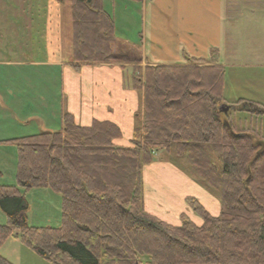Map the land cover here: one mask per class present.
Instances as JSON below:
<instances>
[{"label": "trees", "instance_id": "trees-1", "mask_svg": "<svg viewBox=\"0 0 264 264\" xmlns=\"http://www.w3.org/2000/svg\"><path fill=\"white\" fill-rule=\"evenodd\" d=\"M70 3L73 70L133 65L128 81L143 93L141 126L121 147L114 124L82 127L64 113L59 132L6 141L17 153L16 184L0 186V244L18 238L50 264H264V106L239 99L234 112L220 111L222 66L142 69L140 53L113 50L114 21L102 0ZM155 151L183 159L195 182L216 192L217 217L193 198L185 204L200 226L144 212L141 172ZM34 189L61 196L59 228L28 226L25 193ZM0 264L11 263L0 256Z\"/></svg>", "mask_w": 264, "mask_h": 264}, {"label": "crops", "instance_id": "crops-1", "mask_svg": "<svg viewBox=\"0 0 264 264\" xmlns=\"http://www.w3.org/2000/svg\"><path fill=\"white\" fill-rule=\"evenodd\" d=\"M107 1L102 0L103 9ZM130 1L141 7L140 68L181 66L190 62H210L208 64L212 65L215 62L223 68L245 69V64L225 63L226 56L231 53L229 29L232 24L240 26L243 19L257 18V10H250L248 15L244 14L245 18L237 8L239 0ZM252 2L264 13V0ZM8 4L10 9H15V23L21 30L31 29V33L37 35L44 54L37 59L18 61L0 58V151L14 155L10 152L13 150H8L14 146L6 141L61 131L63 113L71 115L75 124L82 127H88L94 121L112 123L121 133L114 144L131 146L134 131L141 126L143 105L142 91L134 90L128 81L132 73L127 70L131 67L100 64L81 65L78 72L73 70L71 3L70 22L62 11L63 0H10ZM33 8L41 12L36 20L29 19V11ZM111 17L116 35L117 20L113 14ZM236 53L239 54L238 48ZM251 57L257 59V55ZM247 67L259 68L261 65ZM23 72L35 74H30L36 84L33 105L28 103L26 106L24 100ZM46 102L51 103L52 110L48 114ZM8 112L12 116H8ZM28 130L35 133L29 134ZM166 156L162 151H155L153 162L142 170L145 211L172 226L181 224V216L200 226L202 221L185 204V199L193 198L211 216L217 217L220 212L218 200L179 172L172 162L168 163L164 159ZM12 161L16 168L17 157ZM14 172L16 174V169Z\"/></svg>", "mask_w": 264, "mask_h": 264}, {"label": "rangeland", "instance_id": "rangeland-1", "mask_svg": "<svg viewBox=\"0 0 264 264\" xmlns=\"http://www.w3.org/2000/svg\"><path fill=\"white\" fill-rule=\"evenodd\" d=\"M9 1L10 0H0V49L2 50L0 51V58L2 56L14 61L23 60L22 58L37 59L39 55L44 54L43 45L37 42L38 37L34 33V30V34L31 33V29H27L26 31L21 30L17 23H15V9H10V7H8L10 5L8 4ZM12 1L15 2L16 0ZM63 1L62 11L63 14L66 15V19L70 22V0ZM253 5L252 0H239L237 8H239L243 16L246 18L247 16L245 15H248L250 10L255 9V11H258V13H256L257 18L252 21L247 18L246 20L243 19L240 26L232 24L233 27L229 29V39L231 41L229 42V50L233 53L226 56L225 63L227 65L245 64L246 67L242 71L232 70V67L224 68V87H226V89L224 88L223 91L224 101L220 104V111L225 108H227L226 111L228 113L235 110L234 103L239 99H245L264 106V13L260 12L261 9H259L258 6L254 5L253 7ZM104 9L109 15L113 14V17L117 20L115 35L116 45L113 47L115 48L113 50L115 52L128 51L130 56L131 54H141V7L130 0H108ZM29 15L30 20H36L37 17L41 16V12L38 13L37 8H33L31 12L29 11ZM66 34V41H68L69 33L66 31ZM236 44H239L238 47ZM237 48L239 54L236 53ZM251 55H257V59L256 57H251ZM208 63L210 62H202L200 66H208ZM252 64H258L261 65V67H247ZM123 66H127L128 68L131 67L130 71L127 70V72H133V65L126 64ZM26 73L27 72H23L24 78L22 79H24V89L22 91L24 92V100L27 103L26 106H28V103L32 105L35 103L36 84L34 83L35 79L32 80V77H30V74L34 73L28 75H26ZM46 103L48 106L46 107L45 105V112L48 114V112L52 110L50 107L51 103ZM7 114L8 116H12L10 112ZM28 133L35 132L28 130ZM9 148L8 150H13L10 152H14V155L0 151V185L15 186L16 174L14 171L16 168H14L12 160H14V157L16 159L17 153L15 147ZM4 150L7 149L5 148ZM3 156L5 158H3ZM164 159L166 161L168 160V163L172 162V165L186 177L191 178L192 181H196L183 159H177L172 154H167ZM209 194L215 199L217 198L216 192ZM25 200L28 205L26 212L28 226L36 228H59L61 226L62 200L60 195L52 192L50 189H36L28 193L27 196L25 195ZM209 209L211 208L209 207ZM143 210L146 212L144 204ZM6 221L5 215L0 209V226L5 225ZM0 256L11 264H50L27 249L22 245L20 240L15 237H10L0 244Z\"/></svg>", "mask_w": 264, "mask_h": 264}, {"label": "water", "instance_id": "water-1", "mask_svg": "<svg viewBox=\"0 0 264 264\" xmlns=\"http://www.w3.org/2000/svg\"><path fill=\"white\" fill-rule=\"evenodd\" d=\"M227 110V108H225L223 111H226Z\"/></svg>", "mask_w": 264, "mask_h": 264}]
</instances>
